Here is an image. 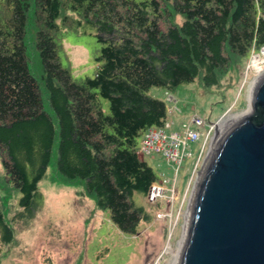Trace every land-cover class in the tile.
I'll return each instance as SVG.
<instances>
[{
    "label": "trees",
    "instance_id": "obj_1",
    "mask_svg": "<svg viewBox=\"0 0 264 264\" xmlns=\"http://www.w3.org/2000/svg\"><path fill=\"white\" fill-rule=\"evenodd\" d=\"M70 31H94L102 46L93 78L75 81L61 62ZM263 49L264 0H0V165L20 214L33 216L52 167L137 236L151 218L134 196L159 181L139 140L168 120L150 91L217 87ZM0 237L14 239L1 208Z\"/></svg>",
    "mask_w": 264,
    "mask_h": 264
},
{
    "label": "rangeland",
    "instance_id": "obj_2",
    "mask_svg": "<svg viewBox=\"0 0 264 264\" xmlns=\"http://www.w3.org/2000/svg\"><path fill=\"white\" fill-rule=\"evenodd\" d=\"M176 21L181 23L182 18L177 17ZM61 42V62L71 70L73 79L93 78L102 49L94 31L65 32ZM254 59H262L264 66V51L252 53L225 74L217 87L206 89L197 81L173 92L153 88L149 96L164 101L174 111L168 115L172 131L180 132L195 117L208 125L222 122L249 109L251 88L261 77L253 67ZM169 98L174 102H169ZM99 100L105 114H110L109 102L101 97ZM218 135L216 131L214 138ZM203 146L204 142L192 144L193 157L187 158L179 171V200L172 208V216H167V198L152 205L145 196H134L136 205L143 207L151 218L149 223L141 224L137 236L122 234L111 222L109 212L100 210L82 187L56 183L52 167L39 184L41 201L33 216L20 214L21 194L7 183L0 165V208L14 232L9 244L0 237V264H171L172 252L183 241L192 204V195L186 204L185 196L192 181L199 182L210 156L207 149L198 174L193 176ZM145 162L160 180L174 181L177 168L162 156L151 155Z\"/></svg>",
    "mask_w": 264,
    "mask_h": 264
},
{
    "label": "water",
    "instance_id": "obj_3",
    "mask_svg": "<svg viewBox=\"0 0 264 264\" xmlns=\"http://www.w3.org/2000/svg\"><path fill=\"white\" fill-rule=\"evenodd\" d=\"M252 94L210 150L179 264H264V76Z\"/></svg>",
    "mask_w": 264,
    "mask_h": 264
},
{
    "label": "built area",
    "instance_id": "obj_4",
    "mask_svg": "<svg viewBox=\"0 0 264 264\" xmlns=\"http://www.w3.org/2000/svg\"><path fill=\"white\" fill-rule=\"evenodd\" d=\"M169 101L172 102L174 100L169 98ZM173 112L174 111H171V113ZM219 122L213 125H208L201 118L195 117L189 124L184 125L180 132L172 131L173 125L166 123L163 128H151L143 135L141 143L138 147V155L140 160L143 161V159L151 155H160L168 163L176 166L177 168L174 181L159 180L152 185L149 194L147 195V200L152 205L165 198L168 199V202L166 203L168 217L172 216V208L179 200V196L177 194L178 175L184 164V161L187 158L193 157V152L191 149L192 144L199 142H202L203 144L204 142V146L199 157V163L193 174V176H196L198 174L202 160L205 158L207 149L210 151V147L215 136V132L218 129ZM197 182L193 184L192 181L190 184L185 196V204L191 195L193 197L198 184ZM169 205H171L170 209L168 208ZM159 217H162V215H159Z\"/></svg>",
    "mask_w": 264,
    "mask_h": 264
},
{
    "label": "bare ground",
    "instance_id": "obj_5",
    "mask_svg": "<svg viewBox=\"0 0 264 264\" xmlns=\"http://www.w3.org/2000/svg\"><path fill=\"white\" fill-rule=\"evenodd\" d=\"M253 67L254 69L259 72V76H261L258 80H256L257 82L263 78L264 76V66H263V61L262 59H254V62H253ZM256 82V84H257ZM256 84L254 83L252 88H251V92H250V96H249V101H250V106H249V109L244 112L243 114H240V115H236V116H233V117H230L229 119L227 120H224L222 122H220L218 124V136L216 138H213V141L212 143L214 142V139L215 142L213 144H211L212 146L210 147V150L214 149L218 140L223 136V134L228 130V128L230 126H232V124L236 123L238 120H240L242 117H245V116H248L251 114L252 112V107H251V104H252V96H253V90L256 86ZM211 155V154H210ZM210 157V156H209ZM201 179V177L199 178V180ZM199 183V182H197ZM198 186V184H197ZM190 214H191V208H190V211L188 212V215L186 216V219H187V224H186V227H185V233H184V238H183V241L182 243L179 244V247L178 249L176 250V252H172L173 253V262L171 264H179L180 262V259H181V255H182V252H183V249H184V245H185V240H186V232L188 231V226H189V220H190Z\"/></svg>",
    "mask_w": 264,
    "mask_h": 264
}]
</instances>
